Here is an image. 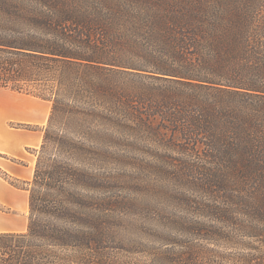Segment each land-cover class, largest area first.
Here are the masks:
<instances>
[{
  "label": "trees",
  "instance_id": "obj_1",
  "mask_svg": "<svg viewBox=\"0 0 264 264\" xmlns=\"http://www.w3.org/2000/svg\"><path fill=\"white\" fill-rule=\"evenodd\" d=\"M0 86L51 102L26 229L0 231V264H107L115 173L73 165L90 149L58 132L90 134L95 115L111 132L162 119L217 152L201 179L224 198L215 215L264 211V0H0Z\"/></svg>",
  "mask_w": 264,
  "mask_h": 264
},
{
  "label": "rangeland",
  "instance_id": "obj_2",
  "mask_svg": "<svg viewBox=\"0 0 264 264\" xmlns=\"http://www.w3.org/2000/svg\"><path fill=\"white\" fill-rule=\"evenodd\" d=\"M50 105L32 93L0 86V230L26 229L23 189L33 172L23 173V164L34 171ZM125 122L132 127L111 132L95 115L90 134L52 127L90 149L82 163L73 165L94 173L107 166L115 173L120 207L111 217L114 233L106 241V263L264 264V211L223 208L221 217L212 211L214 204L225 205L224 198L201 179L208 168L216 169L217 152L182 146L166 122L145 112ZM45 155L55 157L53 151ZM80 192L100 195L97 190Z\"/></svg>",
  "mask_w": 264,
  "mask_h": 264
},
{
  "label": "crops",
  "instance_id": "obj_3",
  "mask_svg": "<svg viewBox=\"0 0 264 264\" xmlns=\"http://www.w3.org/2000/svg\"><path fill=\"white\" fill-rule=\"evenodd\" d=\"M26 171L28 173L33 172V169H31L30 164H23V173ZM27 192L28 191L26 189H23L24 203H26V197H27V201H28V193ZM0 231H17V232H20V231L15 230V229H4V230H0ZM21 231H24V230H21Z\"/></svg>",
  "mask_w": 264,
  "mask_h": 264
}]
</instances>
